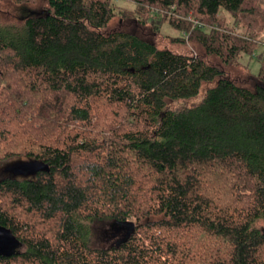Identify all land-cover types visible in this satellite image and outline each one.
Listing matches in <instances>:
<instances>
[{"label": "trees", "instance_id": "1", "mask_svg": "<svg viewBox=\"0 0 264 264\" xmlns=\"http://www.w3.org/2000/svg\"><path fill=\"white\" fill-rule=\"evenodd\" d=\"M0 3V264H264V0Z\"/></svg>", "mask_w": 264, "mask_h": 264}, {"label": "rangeland", "instance_id": "2", "mask_svg": "<svg viewBox=\"0 0 264 264\" xmlns=\"http://www.w3.org/2000/svg\"><path fill=\"white\" fill-rule=\"evenodd\" d=\"M124 3V2H123ZM125 6H132L131 4H127V3H124ZM0 8L2 9H5V10H12L14 11L15 8L14 6L8 4V5H4L3 3H0ZM18 10V8L16 9V11ZM113 24V23H112ZM146 27H148L146 25ZM160 35L162 37H164V39L162 40L161 38L157 41L160 46H167L170 47L173 51L175 52H178V53H197L199 52L198 48L196 46H192L190 44H185V45H176V46H170L171 44L169 43V37L170 36H175V32H173L169 27L166 26V24H163L162 27H161V30H160ZM263 47L262 46H259L258 49L254 52L253 56L250 57L249 59L247 58H243V59H240L238 61V63L236 65H231L229 66L228 70L231 72L232 75H238V74H242L246 71H248L251 75L255 76L257 73H258V69H259V64H258V61L256 59V56L258 53H260L262 51ZM194 53V54H195ZM16 158H12V159H7V160H4L2 162H0V175H13V176H17V173L14 172V169H9L11 166V163H13V161L15 160ZM30 164H31V168L34 170L36 169L39 165L37 164L36 161H30ZM110 221H107L105 223H102V224H96L93 226V229L94 230H97V231H100V232H106L107 234L105 235H109L108 237H110V233L111 232V228L110 227ZM259 226L261 225V223L258 224ZM104 234V233H103ZM96 235V236H95ZM95 238L93 239V244L95 245H109V241L105 235L103 236V240H101L102 242H100V237H98V233L95 234Z\"/></svg>", "mask_w": 264, "mask_h": 264}, {"label": "water", "instance_id": "3", "mask_svg": "<svg viewBox=\"0 0 264 264\" xmlns=\"http://www.w3.org/2000/svg\"><path fill=\"white\" fill-rule=\"evenodd\" d=\"M9 169H14V172L17 174L20 172L15 166H11ZM5 233L6 231L3 228H0V243L8 239Z\"/></svg>", "mask_w": 264, "mask_h": 264}]
</instances>
